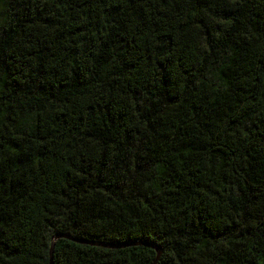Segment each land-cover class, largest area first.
<instances>
[{"label": "trees", "instance_id": "trees-1", "mask_svg": "<svg viewBox=\"0 0 264 264\" xmlns=\"http://www.w3.org/2000/svg\"><path fill=\"white\" fill-rule=\"evenodd\" d=\"M264 264V0H0V264ZM161 250V251H160Z\"/></svg>", "mask_w": 264, "mask_h": 264}, {"label": "water", "instance_id": "water-1", "mask_svg": "<svg viewBox=\"0 0 264 264\" xmlns=\"http://www.w3.org/2000/svg\"><path fill=\"white\" fill-rule=\"evenodd\" d=\"M61 238H66V239H70L73 240L75 242L81 243V244H90V245H96V246H102V247H106V248H121V247H125L127 245H117V244H107V243H97V242H90V241H86V240H81V239H77L68 235H63V234H58L56 236L53 237L52 239V247H51V264H54L53 262V251L55 248V243L61 239ZM161 251V250H160Z\"/></svg>", "mask_w": 264, "mask_h": 264}]
</instances>
